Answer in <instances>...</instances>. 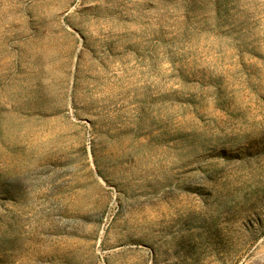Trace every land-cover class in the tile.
Segmentation results:
<instances>
[{"label": "rangeland", "instance_id": "1", "mask_svg": "<svg viewBox=\"0 0 264 264\" xmlns=\"http://www.w3.org/2000/svg\"><path fill=\"white\" fill-rule=\"evenodd\" d=\"M0 264H264V0H0Z\"/></svg>", "mask_w": 264, "mask_h": 264}]
</instances>
